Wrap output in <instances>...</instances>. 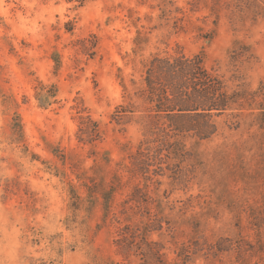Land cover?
<instances>
[{
    "label": "rangeland",
    "instance_id": "rangeland-1",
    "mask_svg": "<svg viewBox=\"0 0 264 264\" xmlns=\"http://www.w3.org/2000/svg\"><path fill=\"white\" fill-rule=\"evenodd\" d=\"M177 45L203 52L229 91L258 90L264 0H0V264H140L113 242V213L134 184L119 163L143 137V64ZM129 102L134 113L112 120ZM258 107L233 103L211 118L209 139L185 138L201 163L170 194L185 207L171 212L172 230L149 235L164 246L160 264L264 262ZM87 116L98 124L92 142L79 139Z\"/></svg>",
    "mask_w": 264,
    "mask_h": 264
},
{
    "label": "trees",
    "instance_id": "trees-1",
    "mask_svg": "<svg viewBox=\"0 0 264 264\" xmlns=\"http://www.w3.org/2000/svg\"><path fill=\"white\" fill-rule=\"evenodd\" d=\"M142 84L135 95L146 104L134 120L144 132L127 161L119 163L134 184L120 202L118 214L113 213L118 223L113 242L125 259L134 254L141 259L140 264H160L164 246L149 240V235L172 230L171 212L185 207L169 200L170 194L177 185L186 186L201 163L197 150L194 146L188 147L185 138H194L196 144L209 139L217 130L211 118L236 102L251 100L264 114V83L260 82L256 91L239 87L229 91L224 75L205 66L203 52L187 54L177 45L171 52L163 50L149 55L143 64ZM259 96L261 100H257ZM135 108L132 102L119 104L111 115L112 120L120 123ZM79 131V139L89 142L99 135L97 122L88 116L81 117ZM122 175H114L112 189L121 182ZM164 176L168 178V186L161 190ZM106 193L103 196L107 211L111 191ZM183 251L181 246L178 258L184 256Z\"/></svg>",
    "mask_w": 264,
    "mask_h": 264
}]
</instances>
